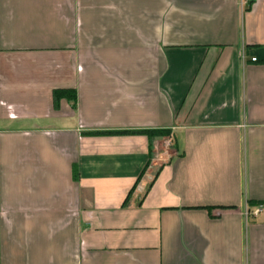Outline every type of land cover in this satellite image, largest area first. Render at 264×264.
Instances as JSON below:
<instances>
[{"label": "crops", "instance_id": "obj_1", "mask_svg": "<svg viewBox=\"0 0 264 264\" xmlns=\"http://www.w3.org/2000/svg\"><path fill=\"white\" fill-rule=\"evenodd\" d=\"M0 264H264V0H0Z\"/></svg>", "mask_w": 264, "mask_h": 264}, {"label": "trees", "instance_id": "obj_2", "mask_svg": "<svg viewBox=\"0 0 264 264\" xmlns=\"http://www.w3.org/2000/svg\"><path fill=\"white\" fill-rule=\"evenodd\" d=\"M253 2V0H250V3ZM67 99L70 101H75L77 98L76 91L71 88H57L53 91V99H54V105L56 107L59 106V103L61 99ZM163 133H169V129H162L160 130ZM149 133H154L156 131H148Z\"/></svg>", "mask_w": 264, "mask_h": 264}, {"label": "built area", "instance_id": "obj_3", "mask_svg": "<svg viewBox=\"0 0 264 264\" xmlns=\"http://www.w3.org/2000/svg\"><path fill=\"white\" fill-rule=\"evenodd\" d=\"M257 59V57H252V60L253 61H255ZM263 211V207L262 206H260V207H257L256 209H254L253 211H252V213L254 214V215H257V214H259L260 212H262Z\"/></svg>", "mask_w": 264, "mask_h": 264}]
</instances>
